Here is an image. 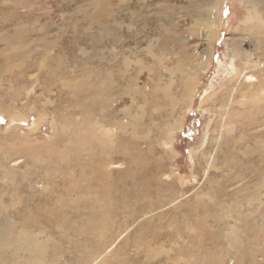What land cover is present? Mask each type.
Listing matches in <instances>:
<instances>
[{
    "label": "rangeland",
    "instance_id": "rangeland-1",
    "mask_svg": "<svg viewBox=\"0 0 264 264\" xmlns=\"http://www.w3.org/2000/svg\"><path fill=\"white\" fill-rule=\"evenodd\" d=\"M244 25L264 0H0V264H264V39ZM239 46L257 71L236 79ZM195 49L213 55L185 82Z\"/></svg>",
    "mask_w": 264,
    "mask_h": 264
},
{
    "label": "bare ground",
    "instance_id": "bare-ground-1",
    "mask_svg": "<svg viewBox=\"0 0 264 264\" xmlns=\"http://www.w3.org/2000/svg\"><path fill=\"white\" fill-rule=\"evenodd\" d=\"M253 10L255 11V7H253ZM253 15H257L256 12L253 14ZM252 15H250L251 17ZM249 17V18H250ZM206 19H201L198 21V19H195V26H196V29L193 30L194 34L196 35H193V37H198V38H205L206 39V42H209L210 40H214L215 41V36L219 30V27L217 26L216 24V18H217V13L215 11V9H210L207 11V15L205 17ZM255 18V17H254ZM248 21L251 20L250 19H247ZM246 20V21H247ZM255 20V19H254ZM245 21V22H246ZM198 26H201L202 27V31L200 32L198 30ZM260 30V31H257V30ZM257 30L254 29V28H250L248 30V26L244 25L243 27V30L247 33H250V32H254L252 34V37H251V40L253 39H257V41H262L264 39V29H262L261 27H259ZM257 31V32H256ZM243 34V32H241ZM246 33V35H247ZM245 34V33H244ZM250 39V38H249ZM254 40V41H255ZM249 42V41H248ZM251 42V41H250ZM253 42V41H252ZM211 43V42H209ZM242 44V43H241ZM242 46V45H241ZM195 54H196V57L198 59H196L195 61V69H192V67H189L188 64L187 65H178V68H177V72L180 74V76L182 75L183 77H186L185 78V82H190L194 79V76L198 73V72H201V71H204L208 64H209V59L211 58V56L213 55L212 54V51L209 53V58L208 57H205V56H201L200 54H198L197 50L195 49L194 50ZM212 54V55H211ZM229 57H230V61H232V63H236V61L240 62V64H242L241 67H236L235 66L233 67V74H234V78L236 79H240V78H244V72L245 70H256L257 71V64H254L252 63V53L251 52H247L246 50H243L240 46L239 47H235L233 49H229ZM238 64V63H237ZM236 65V64H235ZM239 65V64H238ZM194 67V65H193ZM229 68H232L231 67V63H230V67ZM167 72H169L170 74L172 73L171 71L169 70H166ZM232 71V69H231ZM230 75V74H229ZM181 76V77H182ZM250 77V76H249ZM232 78V76H231ZM251 78V77H250ZM233 79V78H232ZM249 79V78H248ZM250 80V79H249ZM170 82L172 80H169ZM230 81V80H229ZM262 81H264V79H262ZM250 82L247 83V89L250 88V85H248ZM252 83V82H251ZM259 89V87H258ZM257 90V89H256ZM256 93V91H255ZM245 96V93H243ZM253 95V94H252ZM252 95H250L249 99H247L244 103H242V105L244 106H249L252 108L253 104H257L259 101L257 99H255V97H251ZM247 98V97H246Z\"/></svg>",
    "mask_w": 264,
    "mask_h": 264
}]
</instances>
